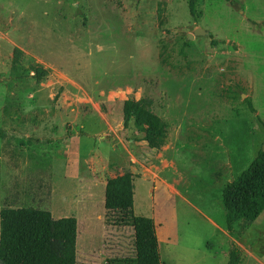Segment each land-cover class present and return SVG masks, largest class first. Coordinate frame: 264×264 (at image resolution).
Returning a JSON list of instances; mask_svg holds the SVG:
<instances>
[{
    "label": "rangeland",
    "instance_id": "rangeland-1",
    "mask_svg": "<svg viewBox=\"0 0 264 264\" xmlns=\"http://www.w3.org/2000/svg\"><path fill=\"white\" fill-rule=\"evenodd\" d=\"M198 10L195 21L187 0H0V209L74 217L76 261L132 257V228L104 209L106 180L130 171L132 211L159 225L162 264H229L233 250L264 264V211L229 234L221 204L264 143V0ZM197 27L209 35L189 39ZM142 97L168 126L159 150L122 125L123 101Z\"/></svg>",
    "mask_w": 264,
    "mask_h": 264
},
{
    "label": "trees",
    "instance_id": "trees-1",
    "mask_svg": "<svg viewBox=\"0 0 264 264\" xmlns=\"http://www.w3.org/2000/svg\"><path fill=\"white\" fill-rule=\"evenodd\" d=\"M198 5L199 0H187L189 15L195 21L201 15ZM211 43L215 45L214 41ZM20 56L21 52L15 49L13 69L17 68ZM160 62L170 65L166 58ZM32 70L38 83L47 73L40 65ZM245 102L250 112L255 113L250 101ZM151 106L149 98L127 99L122 103L123 120L125 127L131 123L133 130L143 134L142 139L149 149L159 150L165 143L168 126ZM133 195L134 175L130 171L106 180L104 209L119 214V224L132 228L134 256L106 259L102 264H162L154 222L150 217L133 213ZM221 204L229 234L235 223H252L264 211V143L249 166L224 185ZM76 236L74 217L54 219L46 210L3 207L0 209V264H76ZM238 262L236 251H231L229 264Z\"/></svg>",
    "mask_w": 264,
    "mask_h": 264
},
{
    "label": "crops",
    "instance_id": "crops-1",
    "mask_svg": "<svg viewBox=\"0 0 264 264\" xmlns=\"http://www.w3.org/2000/svg\"><path fill=\"white\" fill-rule=\"evenodd\" d=\"M198 28V27H197ZM196 29V28H195ZM153 189V188H152ZM52 215V214H51ZM53 217V216H52ZM151 218V217H150ZM58 219V218H57ZM153 220V219H152ZM153 222H154V226H155V231H156V237H157V242H158V246H159V236H157L158 234H157V226H159L157 223H156V221H154L153 220ZM173 223L175 222L174 220L172 221ZM209 222L211 223V224H213L214 226H215V224L209 219ZM222 233L223 234H225V236L227 235V233H225V232H223L222 231ZM158 250H159V247H158ZM78 253V252H77ZM83 254V252L81 253V255ZM159 255H160V251H159ZM78 256V255H77ZM77 259H78V261H76V264H78V263H80V264H86V262H87V258H85V257H80V259H79V257H77ZM160 259H161V257H160Z\"/></svg>",
    "mask_w": 264,
    "mask_h": 264
},
{
    "label": "water",
    "instance_id": "water-1",
    "mask_svg": "<svg viewBox=\"0 0 264 264\" xmlns=\"http://www.w3.org/2000/svg\"><path fill=\"white\" fill-rule=\"evenodd\" d=\"M205 35H209V33H207L206 31H204L203 29L201 28H196L193 30L192 33H189L188 34V38L189 39H193L194 37L196 36H205ZM124 124V121L122 122V125Z\"/></svg>",
    "mask_w": 264,
    "mask_h": 264
}]
</instances>
